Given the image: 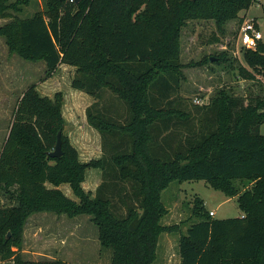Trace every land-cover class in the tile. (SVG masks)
<instances>
[{
    "label": "trees",
    "instance_id": "trees-1",
    "mask_svg": "<svg viewBox=\"0 0 264 264\" xmlns=\"http://www.w3.org/2000/svg\"><path fill=\"white\" fill-rule=\"evenodd\" d=\"M28 1L0 0V20H9L0 37L9 53L44 63L46 78L60 65L75 68L71 87L93 100L85 118L100 136L101 156L80 161L64 134L61 93L43 97L36 85L23 92L0 151V189L15 203L0 207L1 260L72 264L21 256L27 219L53 213L89 216L100 247L111 249L110 264H154L160 235L178 230L161 224L162 191L174 181H204L235 197L242 214L213 219L196 199L195 221L179 238V264H264V98L243 105L222 90L192 113L179 95L187 22L212 20L223 31L254 0H44L21 18ZM213 57L227 60L225 53ZM243 60L244 79L264 78L263 42L244 50ZM107 93L113 102L104 101ZM58 132L62 155L54 158ZM89 169L101 172L93 193L82 187Z\"/></svg>",
    "mask_w": 264,
    "mask_h": 264
},
{
    "label": "rangeland",
    "instance_id": "rangeland-1",
    "mask_svg": "<svg viewBox=\"0 0 264 264\" xmlns=\"http://www.w3.org/2000/svg\"><path fill=\"white\" fill-rule=\"evenodd\" d=\"M44 0H29L22 6L19 17H30L43 8ZM264 0H254L248 11L241 14V21L227 22L219 31L212 20L189 21L182 29L180 38V62L183 65L179 95L184 108L195 113L197 107L207 105L217 94L225 90L247 105L250 100L264 98V78L244 79L239 67H247L243 60L245 49L238 48V31L246 20H254L264 43ZM9 20L1 19L0 26ZM225 53L227 60L215 63V54ZM215 58L207 65L197 66L204 58ZM46 67L42 62L31 63L8 52L4 39L0 37V151L6 140L17 101L31 85H36L40 96L53 98L56 93L63 97L62 116L65 121L64 134L76 149L83 163L101 156L100 136L86 122L85 109L93 102L88 95L71 87L75 68L60 65L50 78H46ZM104 101L114 99L107 93ZM198 101V103L196 102ZM264 135V122L259 125ZM101 182V172L89 169L82 187L93 193ZM59 189L69 198L76 200L68 185ZM196 199L203 202L206 211H213V219H228L240 216L236 198H227L204 181L171 182L162 191L161 200L167 210L162 218L164 226L177 225L178 230L160 235L157 242L154 264H179L178 242L181 235L195 221L192 208ZM14 201L0 189V207L14 205ZM16 250V248H13ZM21 256L25 260H62L72 264H110L111 249L100 247L98 230L89 216L68 218L53 213L31 215L22 235ZM0 264H12L2 261Z\"/></svg>",
    "mask_w": 264,
    "mask_h": 264
},
{
    "label": "built area",
    "instance_id": "built-area-1",
    "mask_svg": "<svg viewBox=\"0 0 264 264\" xmlns=\"http://www.w3.org/2000/svg\"><path fill=\"white\" fill-rule=\"evenodd\" d=\"M261 39V34L254 20H246L240 25L237 43L239 49L255 50ZM196 102L198 103V101ZM209 216L213 218L215 213L210 210Z\"/></svg>",
    "mask_w": 264,
    "mask_h": 264
},
{
    "label": "water",
    "instance_id": "water-1",
    "mask_svg": "<svg viewBox=\"0 0 264 264\" xmlns=\"http://www.w3.org/2000/svg\"><path fill=\"white\" fill-rule=\"evenodd\" d=\"M75 3H78L80 0H72ZM190 1H195V0H190ZM215 58H210V62L214 61ZM61 133L58 132L57 133V138H56V144H55V148L52 152L49 153L50 157H54V158H59L62 155V150H61Z\"/></svg>",
    "mask_w": 264,
    "mask_h": 264
},
{
    "label": "crops",
    "instance_id": "crops-1",
    "mask_svg": "<svg viewBox=\"0 0 264 264\" xmlns=\"http://www.w3.org/2000/svg\"><path fill=\"white\" fill-rule=\"evenodd\" d=\"M241 214H242V213L240 212V216H241Z\"/></svg>",
    "mask_w": 264,
    "mask_h": 264
}]
</instances>
